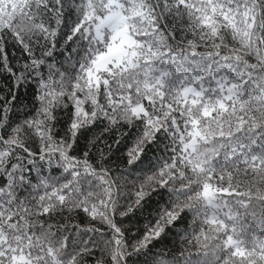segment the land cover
<instances>
[{
	"label": "snow or ice",
	"instance_id": "obj_1",
	"mask_svg": "<svg viewBox=\"0 0 264 264\" xmlns=\"http://www.w3.org/2000/svg\"><path fill=\"white\" fill-rule=\"evenodd\" d=\"M0 264H264V0H0Z\"/></svg>",
	"mask_w": 264,
	"mask_h": 264
},
{
	"label": "trees",
	"instance_id": "obj_2",
	"mask_svg": "<svg viewBox=\"0 0 264 264\" xmlns=\"http://www.w3.org/2000/svg\"><path fill=\"white\" fill-rule=\"evenodd\" d=\"M30 92H31L30 89H24V90H21V93H20V94H21L22 96L27 97V96L30 95ZM118 155H119V153L117 152V153L112 157V159L115 160L116 157H117ZM173 242H174V237H173L172 235H170L169 237H167V238L165 239V241H164V243H165L166 245H168V246H171V245L173 244Z\"/></svg>",
	"mask_w": 264,
	"mask_h": 264
}]
</instances>
